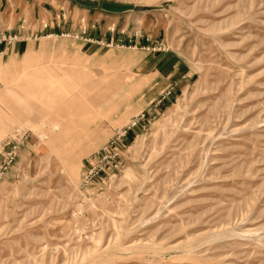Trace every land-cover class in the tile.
Returning a JSON list of instances; mask_svg holds the SVG:
<instances>
[{"label": "rangeland", "instance_id": "obj_1", "mask_svg": "<svg viewBox=\"0 0 264 264\" xmlns=\"http://www.w3.org/2000/svg\"><path fill=\"white\" fill-rule=\"evenodd\" d=\"M79 2L142 7L137 37L7 29L57 44L17 58L0 41V143L22 135L0 151V264H264V0ZM61 38L116 51L82 59ZM135 46L189 72L132 116ZM140 114L120 171L81 186L89 156Z\"/></svg>", "mask_w": 264, "mask_h": 264}, {"label": "crops", "instance_id": "obj_2", "mask_svg": "<svg viewBox=\"0 0 264 264\" xmlns=\"http://www.w3.org/2000/svg\"><path fill=\"white\" fill-rule=\"evenodd\" d=\"M108 1L116 2V0ZM100 8L101 6L95 7L80 3L79 0H0V29L9 26L7 27L9 31L21 33L23 36H30L39 32L54 33L55 36H59L56 32L63 30L76 31L81 25L78 21H75V16L85 15L88 25L94 24L95 26V29H92V26L88 28V34L94 33L103 42L105 40L114 42V38L131 41L134 40V37H137L134 32L137 27L135 18L138 15L133 14L132 10L114 13L103 11ZM61 10H64V20H61ZM139 17L143 19L142 31L154 32L148 35L153 34L154 36H152L155 39L158 38L160 28L152 30L151 22H146L144 16ZM43 20H46V23L41 27ZM20 24L23 25L22 28L19 27ZM35 41L29 39L15 42L7 48V56L18 58V55H23L28 51H42L48 54L49 49L57 44L56 41H50L49 44L41 40L38 43ZM59 41L63 42L66 50L75 51L82 59L87 60L106 49L72 38H61ZM125 49L122 61L128 62L127 68L132 73L128 75L132 77L130 83L133 84L131 86L136 87L140 92L138 98L137 95L135 96L137 100L134 103L136 105L126 109V112L132 116L142 110L159 92L163 91L173 81L172 78H177L175 76H177L176 73L180 67H183V71L189 72L186 70L185 64H180L178 61L172 65V56L167 57L164 49L157 52L142 50L141 48H137V50ZM114 51L116 50L112 48L105 50L104 59L106 60V57L111 56ZM170 67L173 69H170ZM180 74L178 72V77ZM136 109H138L137 112H135Z\"/></svg>", "mask_w": 264, "mask_h": 264}, {"label": "built area", "instance_id": "obj_3", "mask_svg": "<svg viewBox=\"0 0 264 264\" xmlns=\"http://www.w3.org/2000/svg\"><path fill=\"white\" fill-rule=\"evenodd\" d=\"M14 39H16L15 36L7 34L4 31H0V41H7L8 43H10ZM165 96H162V98ZM143 116L144 115H142V117ZM139 121H140V117L131 120L126 128L121 130H116L113 137L110 140H108L97 151H95L93 154L89 156V158L86 160L87 161L86 172L83 175L85 186H87L91 182H94L96 178L106 173L107 170L110 171L119 170V168L121 167V158L123 154L122 150H120L119 148L120 142L122 139L123 140L126 139L125 135L128 134L130 130L134 131L135 126ZM8 141L9 140H6L2 143L0 151L3 150L5 143H8ZM14 153L16 154V149L15 152H12L13 155Z\"/></svg>", "mask_w": 264, "mask_h": 264}, {"label": "bare ground", "instance_id": "obj_4", "mask_svg": "<svg viewBox=\"0 0 264 264\" xmlns=\"http://www.w3.org/2000/svg\"><path fill=\"white\" fill-rule=\"evenodd\" d=\"M148 2H150V1H148ZM133 6L136 7L137 9L140 8V10H144L142 7L135 6V5H133ZM134 9H135V8H134ZM132 11H137V10H132ZM114 13H117V12H114ZM81 23H82V26H80V28H81L83 31H87L88 28L91 27V25H88V23H87V21L85 20V18H82V19H81ZM92 26H94V24H93ZM7 27H9V26H6L5 29H0V31H4V32H7V33H8V31H7L8 28H7ZM110 29H112V28H110ZM112 30H113V29H112ZM22 38L28 39L26 36H23V35H22ZM111 42H112V41H111ZM12 44H14V41H13V40L9 43V46H11ZM135 48H137V47L135 46ZM146 50H152V49H151L150 47H147ZM3 54H4V53H3ZM3 54H2V55H3ZM162 96H164V95H162ZM162 96H161V98H162ZM164 98H165V97H164ZM29 102H30V101H27V100H22V101H20L19 103H17L18 108L21 109V110H22V109H27V108H29V109H31V110L33 109L34 112H30L29 115H30L31 117H36V118H37V115H38L37 111H38L39 108H41L42 104H41V103H38V104L34 103L33 105H31V104H29ZM141 115H142V114L136 116V117L133 118L132 120L139 118ZM21 136H22V135H21ZM21 136H20V137H21ZM20 137H19V138H20ZM125 137H126V139H128V134H126ZM19 138L7 136V137L4 138V139L2 140V142L0 143V148H1L2 143H3L4 141H6V140H10V139H19ZM110 139H111V138H110ZM110 139H109V140H110ZM92 154H93V153H92ZM123 154H124V151H123ZM120 168H121V167H120ZM120 168H119L118 171H120ZM114 172H116V171H114ZM96 179H97V178H96ZM96 179H95V180H96ZM91 184H92V182H91L90 184H88L87 186H85V184H84V178H83V176H82V179H81V186H83V187H85V188H88Z\"/></svg>", "mask_w": 264, "mask_h": 264}, {"label": "water", "instance_id": "obj_5", "mask_svg": "<svg viewBox=\"0 0 264 264\" xmlns=\"http://www.w3.org/2000/svg\"><path fill=\"white\" fill-rule=\"evenodd\" d=\"M101 7L103 10L110 11V12H123L127 10H138L136 7L130 4H114L110 2H103L101 4Z\"/></svg>", "mask_w": 264, "mask_h": 264}]
</instances>
